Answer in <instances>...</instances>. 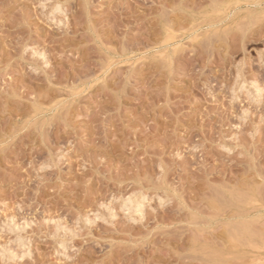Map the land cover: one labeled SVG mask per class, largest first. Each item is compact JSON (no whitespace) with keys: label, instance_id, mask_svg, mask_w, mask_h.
I'll return each mask as SVG.
<instances>
[{"label":"rangeland","instance_id":"374dc122","mask_svg":"<svg viewBox=\"0 0 264 264\" xmlns=\"http://www.w3.org/2000/svg\"><path fill=\"white\" fill-rule=\"evenodd\" d=\"M0 264H264V0H0Z\"/></svg>","mask_w":264,"mask_h":264},{"label":"bare ground","instance_id":"6f19581e","mask_svg":"<svg viewBox=\"0 0 264 264\" xmlns=\"http://www.w3.org/2000/svg\"><path fill=\"white\" fill-rule=\"evenodd\" d=\"M171 37V36H170ZM170 41V40H169Z\"/></svg>","mask_w":264,"mask_h":264}]
</instances>
